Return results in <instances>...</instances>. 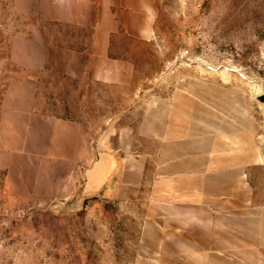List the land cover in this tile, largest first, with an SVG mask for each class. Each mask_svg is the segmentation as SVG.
I'll use <instances>...</instances> for the list:
<instances>
[{
    "label": "rangeland",
    "instance_id": "rangeland-1",
    "mask_svg": "<svg viewBox=\"0 0 264 264\" xmlns=\"http://www.w3.org/2000/svg\"><path fill=\"white\" fill-rule=\"evenodd\" d=\"M58 3L67 4L59 13L70 16L79 5ZM50 6L51 0H0V264H135L141 259L144 207L136 200L86 197L83 184L109 128L136 125L144 101L156 98L194 99L240 120L249 182L255 201L264 205V103L252 88L253 83L264 88V0H165L148 39L123 32L113 39L115 59L102 64L113 83L59 73L64 60L55 58L39 67L35 26L56 33V45L85 47L74 40L77 31L52 20ZM29 78L39 83L34 110L6 122L10 83ZM32 111L85 119L87 156L85 139L37 132ZM136 145L156 148L142 137ZM85 159L88 171L79 168Z\"/></svg>",
    "mask_w": 264,
    "mask_h": 264
},
{
    "label": "crops",
    "instance_id": "crops-1",
    "mask_svg": "<svg viewBox=\"0 0 264 264\" xmlns=\"http://www.w3.org/2000/svg\"><path fill=\"white\" fill-rule=\"evenodd\" d=\"M66 1L79 3L71 16L59 13L65 12L67 4L61 8L58 0H51L48 11L55 13L54 22L77 31L74 40L85 47L56 45L52 37L56 33L35 26L32 40L40 44L39 67L50 58L64 60V66L57 67L59 73L103 83L115 82L102 65L115 59L110 54L115 36L123 32L148 39L155 13L165 2ZM38 84L34 78L10 83L4 99L6 122L29 114L36 104ZM143 105L136 125L109 128L108 140L83 184L86 197L136 200L144 207L143 254L135 264H264V205L255 201L249 182L241 121L222 115L215 105H196L194 99L156 98ZM30 115L40 134L85 139L83 155L87 156L85 119L52 117L42 111ZM137 137L152 139L155 150H140ZM79 154L81 163V149ZM83 162L80 170L88 171L87 159Z\"/></svg>",
    "mask_w": 264,
    "mask_h": 264
},
{
    "label": "bare ground",
    "instance_id": "bare-ground-1",
    "mask_svg": "<svg viewBox=\"0 0 264 264\" xmlns=\"http://www.w3.org/2000/svg\"><path fill=\"white\" fill-rule=\"evenodd\" d=\"M252 88H253V93H254V97H257L261 94L264 93V88L262 89L258 84L253 83L252 84Z\"/></svg>",
    "mask_w": 264,
    "mask_h": 264
},
{
    "label": "water",
    "instance_id": "water-1",
    "mask_svg": "<svg viewBox=\"0 0 264 264\" xmlns=\"http://www.w3.org/2000/svg\"><path fill=\"white\" fill-rule=\"evenodd\" d=\"M257 98H258V100H259L260 102L264 103V93L261 94V95H259V96H257Z\"/></svg>",
    "mask_w": 264,
    "mask_h": 264
}]
</instances>
